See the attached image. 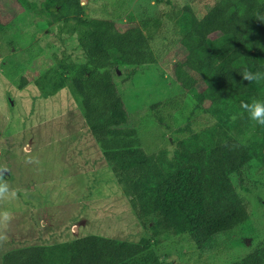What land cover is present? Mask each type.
Here are the masks:
<instances>
[{
  "label": "rangeland",
  "instance_id": "374dc122",
  "mask_svg": "<svg viewBox=\"0 0 264 264\" xmlns=\"http://www.w3.org/2000/svg\"><path fill=\"white\" fill-rule=\"evenodd\" d=\"M28 1L30 8L0 0V183L15 193L0 197V254L90 234L129 242L146 238L159 264H227L257 243L264 247V146L258 143L248 146L252 160L242 171L247 188L233 175L249 210L244 224L203 247L185 233L143 229L84 122L69 75L58 68L60 61H85L72 21L49 23L39 12L42 0ZM216 1L80 0L83 18L114 20L120 32L131 20L162 14L151 38L145 31L129 42L114 35L124 61L110 68L128 125L137 129L147 153H173L176 139L216 120L212 102L238 91L216 87L202 54L183 59L178 28L169 17L188 5L200 31ZM229 73L237 75L231 68Z\"/></svg>",
  "mask_w": 264,
  "mask_h": 264
},
{
  "label": "trees",
  "instance_id": "16d2710c",
  "mask_svg": "<svg viewBox=\"0 0 264 264\" xmlns=\"http://www.w3.org/2000/svg\"><path fill=\"white\" fill-rule=\"evenodd\" d=\"M19 1L27 8L32 6L28 0ZM39 8L49 23L72 21L71 31L85 61H60L58 68L69 75V87L79 99L84 122L143 229L150 234L185 233L197 247H203L216 235L244 224L249 210L236 191L233 175L247 188L242 171L252 160L248 146H264V125L250 120L240 105L264 100V81L248 83L240 72H264V0H217L200 31L188 5L170 12L183 59L202 54L218 89L224 85L238 89L212 102L209 111L216 120L176 139L173 153L166 148L151 153L143 149L137 129L128 125V111L110 70L124 61L114 35L129 42L145 31L151 38L162 14L131 20L120 32L114 20L83 18L80 0H42ZM229 68L237 75L231 77ZM1 264L159 263L146 238L129 242L90 234L9 250ZM227 264H264V247L257 243Z\"/></svg>",
  "mask_w": 264,
  "mask_h": 264
},
{
  "label": "clouds",
  "instance_id": "9594fccd",
  "mask_svg": "<svg viewBox=\"0 0 264 264\" xmlns=\"http://www.w3.org/2000/svg\"><path fill=\"white\" fill-rule=\"evenodd\" d=\"M240 75L248 83L264 81V72L243 70ZM240 107L247 113L250 120L255 121L258 125H264V100L253 99L250 103L242 102ZM7 196L14 197L15 193L10 191L7 183H0V197ZM3 215L7 219V214Z\"/></svg>",
  "mask_w": 264,
  "mask_h": 264
},
{
  "label": "crops",
  "instance_id": "0c3cea01",
  "mask_svg": "<svg viewBox=\"0 0 264 264\" xmlns=\"http://www.w3.org/2000/svg\"><path fill=\"white\" fill-rule=\"evenodd\" d=\"M32 242H33V241H32ZM41 242H43V241L36 242V243H40V244H50V243H48V242H47V243H41ZM33 243H34V242H33ZM34 245H35V244H34ZM1 255H2V254H0V257H1ZM1 259H2V257H1ZM0 264H1V263H0Z\"/></svg>",
  "mask_w": 264,
  "mask_h": 264
}]
</instances>
